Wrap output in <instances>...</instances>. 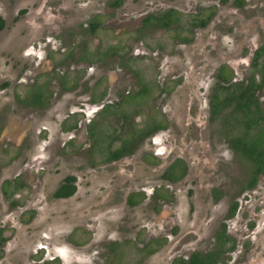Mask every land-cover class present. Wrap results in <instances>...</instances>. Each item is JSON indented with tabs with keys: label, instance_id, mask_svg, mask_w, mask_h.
<instances>
[{
	"label": "rangeland",
	"instance_id": "1",
	"mask_svg": "<svg viewBox=\"0 0 264 264\" xmlns=\"http://www.w3.org/2000/svg\"><path fill=\"white\" fill-rule=\"evenodd\" d=\"M42 1L46 3L43 14L49 11L54 20L53 28L58 31L64 28L82 31L85 23L80 19L74 24L68 15L71 12L64 11L69 5L66 0H0V14L28 12L18 15L12 31L0 35V84L7 79H12L14 84L11 89L1 88L0 91V228L7 238L0 249V264H170L175 257L186 258L193 251H210L213 233L219 224L225 223L224 217L233 201L239 203L238 213L225 225L231 238L239 239L243 248L233 260L230 259L229 264H258V258L264 261L262 248L255 246L259 240L251 235L249 227L255 222L254 213L259 212L253 208L258 199L255 202L249 199V193L237 195L239 185H243L251 166L240 158H233L230 146L207 130L195 141L197 145H208L212 149L207 157L215 163L213 170L200 171V174L191 160L196 155L189 153L190 145L184 137L187 133L184 126L188 123L182 116L184 103L175 107L177 115L172 111L179 126L177 133L182 136L178 137L177 143L171 141L164 147H158L163 154L161 159L155 157L154 146L150 142L142 143L132 157L117 165L104 164L101 156H91L87 150L90 146L88 139L82 144L76 142L72 146H64L70 136L61 133V123L79 110L77 106L83 98L72 95L75 94L73 92L67 94L72 100L59 94L58 84L64 76L69 87L74 86V74L68 72L72 68L73 60L68 57L72 47L64 40L59 46L58 36L47 38L54 31L47 32L38 40L32 38L35 32L32 30L42 21L41 18L33 19L40 13ZM71 1L73 9L87 5L86 0ZM97 1L100 11L107 12L105 5L109 0ZM158 1L164 6L171 0H153L160 10ZM94 13L95 9L87 14L91 17ZM55 20H58L57 24ZM98 35L103 46H111L118 41L106 31ZM245 41L235 38L229 48L222 47L216 55L232 58L234 52L231 50L237 55L242 54ZM146 43L151 48L155 44L152 41ZM93 48L94 44L90 43L89 54ZM24 58L31 59L23 62ZM153 64V60L132 63L140 70L148 68L151 73ZM29 68L34 71H29ZM22 78H25L24 82L19 83ZM44 81H49V88L58 95L57 98L53 97L44 109H26L22 104L23 97L31 90L33 82L41 85ZM177 101L170 100L168 107L173 108ZM72 117L67 119L69 124L82 120L80 116ZM188 121L192 123L191 119ZM97 126H104L103 132L111 139L123 135V126L114 118H109L105 125L98 121ZM142 127L143 124L137 126L139 129ZM170 133L166 131L161 139L174 134ZM168 149L173 153L168 154ZM174 158L183 160L189 168L193 167L192 173L189 178L167 189L169 186L164 184L161 175L172 165ZM154 161L158 164L150 166ZM69 174L78 177V193L70 200H54L55 189ZM5 181H16L21 188L14 198L19 203L15 208H11L10 201L3 196ZM217 188L222 190L218 201L211 195ZM163 190L171 196L165 204L168 211L174 213L169 219L175 218L180 227L175 228L174 237H167L168 241L162 237L165 243L158 249L151 241L165 235L158 230L163 217L161 207L165 205L159 203L157 206L152 195ZM137 192L142 195L141 203L131 207L126 198ZM181 225L186 230H194L196 238L181 241ZM259 226L260 223L257 229ZM165 229L168 232V228ZM150 249L154 250L153 254H148ZM250 251L252 254L249 256Z\"/></svg>",
	"mask_w": 264,
	"mask_h": 264
},
{
	"label": "flooded vegetation",
	"instance_id": "2",
	"mask_svg": "<svg viewBox=\"0 0 264 264\" xmlns=\"http://www.w3.org/2000/svg\"><path fill=\"white\" fill-rule=\"evenodd\" d=\"M66 1L69 5L64 11L71 12L68 15L74 24L80 19L85 21L82 31L74 29V33L73 29L58 31L53 28L54 20L49 11L43 14L46 4L43 1L40 13L33 18H41L42 21L32 30L35 31L32 38L36 40L54 31L47 38L58 36L59 46L64 40L72 47L68 53L73 60L72 68L68 72L74 74L76 83L69 87L64 76L58 88L60 95H66L65 99L72 100L68 92L83 98L77 106L79 110L70 114L72 118L80 116L82 120L69 124L68 116L62 121L61 133L70 136L64 146H72L76 142L82 144L88 139L90 146L87 150L91 156H101L104 164L117 165L132 157L142 143L150 142L154 146L155 157L161 159L163 154L158 147H164L171 141L177 143L178 137L182 136L177 133L179 126L172 111L177 115L175 107L184 103L182 116L188 122L184 126L187 132L184 137L190 145L189 153L196 155L191 159L194 168L203 173L214 168L215 161L207 157L212 149L208 145H197L195 141L207 130L230 146L233 158H240L251 166L243 185H239L237 195L249 193V199L254 202L258 199L253 208L259 212L254 213L255 222L249 227L251 235L259 240L255 246L264 252V0H171L164 4L165 7L158 1L160 10L153 0H109L105 5L107 12L100 11L97 0H86L87 5L82 9H73L72 1ZM93 9L95 13L90 17L87 13ZM20 13L28 14L26 10L19 11L17 15L14 11L0 14V35L12 31ZM101 31L111 33L110 36L113 38L114 35L118 41L111 46H103L98 35ZM235 38L246 40L242 54L237 55L231 50L234 54L232 58L226 57L228 60L221 54L216 55L222 47L229 48ZM148 41L155 42L152 48L146 45ZM46 43L51 44V41L46 40ZM90 43L94 48L89 54ZM30 59L24 58L23 62ZM150 60L154 61L152 73L148 68L140 70L132 65ZM29 71L34 69L29 68ZM48 82L41 85L33 82L31 90L23 97L22 104L26 109H44L53 97L57 98ZM13 85V80L7 79L0 84V91L1 88L11 89ZM176 99L174 107L169 108V101ZM109 118L116 119L123 126L122 136L111 139L103 132L104 126H97L98 121L105 125ZM190 119L192 123H189ZM142 124L141 129L137 128ZM166 131L174 134L161 139ZM179 140L183 141L182 138ZM219 152L223 156V151ZM169 153L173 150L168 149ZM156 164L158 162L154 161L150 166ZM192 168L183 160L175 159L163 171L161 179L170 189L190 176ZM77 180L75 174L66 175L55 189L53 199L66 201L73 198L79 190ZM67 186L74 188L73 195L56 197ZM10 189H13L12 193ZM20 190L16 181L3 183L2 193L10 201L11 208L19 206L14 198ZM211 195L218 201L222 190L217 188ZM141 196L139 192L130 193L126 198L127 204L138 206ZM170 197L165 190L152 195L157 206L159 203L167 204ZM238 209L239 203L233 201L224 217L225 223L219 224L213 233L210 251H193L186 258L174 256L170 264H229L230 259L233 260L243 248L239 239L231 238L225 225L237 216ZM161 211L163 217L158 230L165 235L151 241L158 249L165 243L161 238L166 237L168 241L167 237H174L175 228L180 227L175 218L169 219L174 213L168 211L167 205L161 207ZM257 222L260 223L259 229ZM182 229L181 241L196 238L194 230H186L184 226ZM3 234L0 228V249L7 242ZM152 250L148 254H153ZM251 254L252 251L249 256ZM207 255H213V260L207 261ZM256 262L264 263L260 258Z\"/></svg>",
	"mask_w": 264,
	"mask_h": 264
},
{
	"label": "trees",
	"instance_id": "3",
	"mask_svg": "<svg viewBox=\"0 0 264 264\" xmlns=\"http://www.w3.org/2000/svg\"><path fill=\"white\" fill-rule=\"evenodd\" d=\"M73 193H74V188L72 186H67L65 188H62L58 192L56 197H58V198H66V197H69V196L73 195ZM206 258H208L207 261H211V260H213L212 259L213 255H207ZM200 264H202V263L200 262Z\"/></svg>",
	"mask_w": 264,
	"mask_h": 264
}]
</instances>
